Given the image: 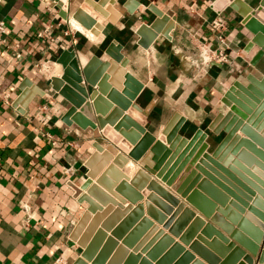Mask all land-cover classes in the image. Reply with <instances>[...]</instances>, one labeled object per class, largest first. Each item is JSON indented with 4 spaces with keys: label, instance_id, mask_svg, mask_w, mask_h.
<instances>
[{
    "label": "crops",
    "instance_id": "0c3cea01",
    "mask_svg": "<svg viewBox=\"0 0 264 264\" xmlns=\"http://www.w3.org/2000/svg\"><path fill=\"white\" fill-rule=\"evenodd\" d=\"M213 1L0 0V21L6 26L0 47V264H53L56 258L71 264L80 253L69 237L85 209L74 197V187L85 179L84 162L94 150L93 142L104 143L99 128L82 129L61 119L69 105L50 80L60 78L59 60L65 59V52L113 60L117 66L124 62L125 72L142 86L134 102L144 114L146 129L156 137L180 118L178 133L183 137L189 138L197 128L206 130L216 114L227 110L221 98L234 81L245 84L250 73L260 77V65L250 64L256 48L245 51L250 35L240 18L228 7L215 12L210 7ZM77 10L92 21L91 29L73 18ZM217 14L226 21L228 60L200 65L198 45H218L208 25ZM43 28H49V34L37 37ZM98 69L95 66L93 74L98 78L107 74L114 87L108 68L97 74ZM128 118L124 131L137 132V121ZM210 136L214 147L222 133ZM138 167L139 162L129 159L122 171L131 177ZM173 240L179 243L174 235ZM179 244L187 250V245Z\"/></svg>",
    "mask_w": 264,
    "mask_h": 264
},
{
    "label": "water",
    "instance_id": "95a60500",
    "mask_svg": "<svg viewBox=\"0 0 264 264\" xmlns=\"http://www.w3.org/2000/svg\"><path fill=\"white\" fill-rule=\"evenodd\" d=\"M210 7L218 13L228 7L240 18L250 35L245 51L256 48L250 64L260 65V77L250 73L247 83L234 81L221 98L227 110L189 138L178 133L181 118L157 137L146 129L134 102L142 86L125 72L124 62L117 66L80 52H65L59 60L62 74L50 82L69 105L62 121L99 128L104 143L93 142L85 179L74 187L85 209L70 232L80 247L71 264H264V0H214ZM73 18L91 29L81 10ZM95 66L97 74L108 68L114 87L107 74H93ZM128 117L137 121V132L124 131ZM221 133L211 147L210 134ZM129 159L139 162L131 177L122 171Z\"/></svg>",
    "mask_w": 264,
    "mask_h": 264
},
{
    "label": "built area",
    "instance_id": "2783aa9c",
    "mask_svg": "<svg viewBox=\"0 0 264 264\" xmlns=\"http://www.w3.org/2000/svg\"><path fill=\"white\" fill-rule=\"evenodd\" d=\"M208 25L213 31L215 38L217 40V47L209 48L204 43H200L198 45V53H199V64L205 65L208 63H216V64H224L228 60V54L226 52V43H225V30H226V21L225 18L220 14H217L211 17L208 20ZM49 28H43L36 33V36L39 38H43L49 34ZM5 34H6V26L3 21H0V47L5 43ZM69 31L65 29L64 35H68ZM51 40H53L51 38ZM2 99L7 103V99ZM53 264H62L61 258H56Z\"/></svg>",
    "mask_w": 264,
    "mask_h": 264
},
{
    "label": "bare ground",
    "instance_id": "6f19581e",
    "mask_svg": "<svg viewBox=\"0 0 264 264\" xmlns=\"http://www.w3.org/2000/svg\"><path fill=\"white\" fill-rule=\"evenodd\" d=\"M77 29L83 31L84 33L86 32L84 29H82V27H80L78 24L76 23H72ZM87 33V32H86ZM87 36H88V33H87ZM91 36V35H90Z\"/></svg>",
    "mask_w": 264,
    "mask_h": 264
},
{
    "label": "rangeland",
    "instance_id": "374dc122",
    "mask_svg": "<svg viewBox=\"0 0 264 264\" xmlns=\"http://www.w3.org/2000/svg\"><path fill=\"white\" fill-rule=\"evenodd\" d=\"M211 140H212V137H211ZM210 143V142H209ZM212 147V146H211ZM180 214V213H179ZM168 215V214H167Z\"/></svg>",
    "mask_w": 264,
    "mask_h": 264
}]
</instances>
